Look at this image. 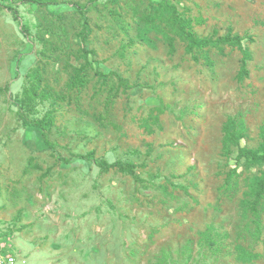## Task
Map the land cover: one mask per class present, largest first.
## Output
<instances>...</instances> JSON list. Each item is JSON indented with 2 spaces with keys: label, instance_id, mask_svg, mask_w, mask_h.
<instances>
[{
  "label": "rangeland",
  "instance_id": "1",
  "mask_svg": "<svg viewBox=\"0 0 264 264\" xmlns=\"http://www.w3.org/2000/svg\"><path fill=\"white\" fill-rule=\"evenodd\" d=\"M43 2L0 0L4 255L264 264V198L253 206L264 165L223 144L233 120L242 148L264 145V0ZM170 6L198 37H242L248 78L238 80V47L189 53Z\"/></svg>",
  "mask_w": 264,
  "mask_h": 264
},
{
  "label": "trees",
  "instance_id": "2",
  "mask_svg": "<svg viewBox=\"0 0 264 264\" xmlns=\"http://www.w3.org/2000/svg\"><path fill=\"white\" fill-rule=\"evenodd\" d=\"M37 5H45V2L43 0H29ZM79 9H82L81 6H79ZM81 14L84 15L85 13L83 10H80ZM169 15L172 17L175 23L180 22L178 27L175 29L177 31V35L180 36L185 42L188 44V52L192 53L194 50H204L211 46H233L238 47L240 52L243 55L242 58V65L240 72L238 74V80L244 81L249 76V68L248 64L252 60V53L249 48H247L243 44V38L242 37H232L231 35L218 38L216 40L212 38H201L196 36V34L193 32L191 24L188 23V21L183 18L179 12L176 10L174 6H170L169 8ZM87 24V22H85ZM119 79V81L127 85L128 81L124 78H122L120 75L116 73H112ZM3 92V89H0V93ZM28 103H30L27 100H22L18 105H21L20 114L22 115V110L28 106ZM34 125V124H31ZM237 124L233 120H229L225 127H224V133L225 137L223 140L224 148L230 149L232 147H236L239 150V159H245L246 161L250 162L251 164L255 165H264V145H262L260 148L256 150H250L246 148L241 147V132L237 129ZM81 160H90L92 161L102 172H108L111 169L117 168L121 172H127L132 175H135V168L131 164H123L122 162H113L110 163L104 158H88L87 156H78ZM255 195V201H254V209L256 210L259 202L264 198V175L257 178L256 180V186L254 190ZM243 259H245V255L243 256ZM252 259V258H247Z\"/></svg>",
  "mask_w": 264,
  "mask_h": 264
},
{
  "label": "built area",
  "instance_id": "3",
  "mask_svg": "<svg viewBox=\"0 0 264 264\" xmlns=\"http://www.w3.org/2000/svg\"><path fill=\"white\" fill-rule=\"evenodd\" d=\"M0 247V264H14L15 260L13 257H6Z\"/></svg>",
  "mask_w": 264,
  "mask_h": 264
}]
</instances>
